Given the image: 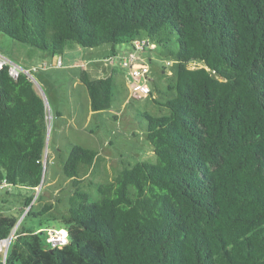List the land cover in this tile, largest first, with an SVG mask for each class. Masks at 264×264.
Here are the masks:
<instances>
[{
  "label": "trees",
  "instance_id": "trees-1",
  "mask_svg": "<svg viewBox=\"0 0 264 264\" xmlns=\"http://www.w3.org/2000/svg\"><path fill=\"white\" fill-rule=\"evenodd\" d=\"M0 33L50 56L145 40L178 63L166 114H142L155 163L123 167L93 197L80 167L96 155L72 146L65 214L21 223L5 264H264V0H0ZM80 82L92 112L110 108L112 76ZM46 110L25 74L0 72V184L31 189L25 218L52 208L31 205ZM16 222L0 211V239ZM47 227L66 229L68 244L50 251Z\"/></svg>",
  "mask_w": 264,
  "mask_h": 264
},
{
  "label": "rangeland",
  "instance_id": "rangeland-1",
  "mask_svg": "<svg viewBox=\"0 0 264 264\" xmlns=\"http://www.w3.org/2000/svg\"><path fill=\"white\" fill-rule=\"evenodd\" d=\"M110 47L113 46L106 44L87 49L70 46L64 51L68 56H63L64 63L60 66L55 63L59 55L52 59L49 54L0 33V52L22 69L30 70L35 89L40 95L43 94V100L47 104V123L50 124L44 152L46 166L42 185L38 195L33 196L31 205L35 211H40L45 204L52 208L41 218L24 217L18 229L21 223L25 227L39 228L40 221L45 225L48 218H60L65 214L72 187L71 182L63 176L62 165L72 146L87 148L96 155L92 165L80 167L84 179L81 188L93 197H96L95 186L112 182L123 167L138 161L155 163L152 146L141 126L142 124L145 127L142 114H166V110L158 103L163 101L164 93H168V85L175 80L178 63L167 51L157 46L138 52L128 43L115 45L116 56L112 68L117 72L114 78L116 94L110 108L92 112L87 91L80 82L81 73L87 70L81 65L64 67L69 62L66 57L101 61L103 56L111 54ZM129 52L135 57L139 56L149 67L152 92L147 98L137 99L130 96V89L126 86L123 76L126 70L120 62L128 58ZM196 65L200 64L191 63L188 67L195 68ZM32 67L37 70L32 72ZM8 191L0 190V211L2 214H12L19 221L27 211L23 204L24 198L33 192L21 186L10 187ZM38 196L41 198L38 199ZM49 225H56V222H50Z\"/></svg>",
  "mask_w": 264,
  "mask_h": 264
},
{
  "label": "built area",
  "instance_id": "built-area-1",
  "mask_svg": "<svg viewBox=\"0 0 264 264\" xmlns=\"http://www.w3.org/2000/svg\"><path fill=\"white\" fill-rule=\"evenodd\" d=\"M154 47V44H149L145 40H136L132 43L133 50L138 52L145 51V48L153 49ZM108 61H112V59L108 58ZM120 64L128 73L129 89L131 92L130 96L132 95V97L137 99L147 98L150 96L152 90L149 84V67L147 63L142 61L139 56L135 57L132 53H130L128 58L121 60ZM57 65H61L60 61L57 62ZM3 69L7 70L8 75L13 80H16L20 74H25L31 81L30 70L22 69L18 64L12 62L7 56L0 52V72ZM35 70H37L35 67L31 68L32 72ZM9 188L10 186L5 181H2L0 189ZM28 209L29 208H27V211ZM17 229L18 226H15L6 238L0 239V264L6 263V255L11 242L16 236ZM43 230L46 235V243L50 249H61L68 244V233L66 229L59 227H47Z\"/></svg>",
  "mask_w": 264,
  "mask_h": 264
},
{
  "label": "crops",
  "instance_id": "crops-1",
  "mask_svg": "<svg viewBox=\"0 0 264 264\" xmlns=\"http://www.w3.org/2000/svg\"><path fill=\"white\" fill-rule=\"evenodd\" d=\"M106 46V45H105ZM110 51V55H105L103 56V60H82L80 58H73L71 59L70 57H66V60L69 61L66 63V65H64V67H78L79 65L82 66L83 69L86 68V72L88 75H90V77L92 79H98V78H103V77H106V76H112L113 79L115 78V76L117 75V72L114 70V68H112V65H113V62H114V59L116 54L114 52V46L113 47H110L109 49ZM130 53V52H129ZM41 58L44 60L43 56L40 55ZM63 56H68L66 55V52H64L63 55H59L58 56V59H55V63L60 61L61 65L60 66H63V63H64V57ZM101 58V59H102ZM108 58L112 59V61H108ZM52 59H53V56H52ZM103 61V62H102ZM193 63V62H191ZM197 67L195 68H200L201 65H196ZM188 67V66H187ZM190 68V67H188ZM195 68H190V69H195ZM93 75V76H91ZM124 78H125V81H126V86L129 87V82H128V73L127 71L124 72L123 74ZM152 81V79H150ZM115 81V79H114Z\"/></svg>",
  "mask_w": 264,
  "mask_h": 264
},
{
  "label": "water",
  "instance_id": "water-1",
  "mask_svg": "<svg viewBox=\"0 0 264 264\" xmlns=\"http://www.w3.org/2000/svg\"><path fill=\"white\" fill-rule=\"evenodd\" d=\"M31 82H32L33 85H34V82H33L32 79H31ZM34 87H35V85H34ZM39 95H40V94H39ZM40 96H41V98H42V100H43V94H41ZM43 103H44V105H45V107H46L47 104H45L44 100H43ZM46 108H47V107H46ZM49 131H50V124L47 123V134H46V138L48 137ZM41 185H42V182L40 183L39 187L35 189V197L38 195V193H39V191H40V188H41ZM28 208H29V207H28ZM26 212H27V211H25V214H26ZM25 214L22 215V217L20 218L19 221H17V223H16L15 226H19V224H20L21 220L24 218ZM50 251H52V249H50Z\"/></svg>",
  "mask_w": 264,
  "mask_h": 264
}]
</instances>
